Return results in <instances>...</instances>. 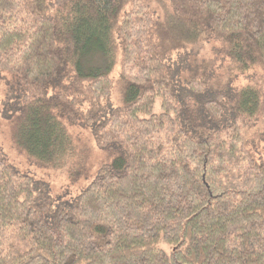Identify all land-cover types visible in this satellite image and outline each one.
<instances>
[{"label": "trees", "instance_id": "obj_1", "mask_svg": "<svg viewBox=\"0 0 264 264\" xmlns=\"http://www.w3.org/2000/svg\"><path fill=\"white\" fill-rule=\"evenodd\" d=\"M0 74L17 154L106 156L61 207L0 147V264H264V0H0Z\"/></svg>", "mask_w": 264, "mask_h": 264}, {"label": "rangeland", "instance_id": "obj_2", "mask_svg": "<svg viewBox=\"0 0 264 264\" xmlns=\"http://www.w3.org/2000/svg\"><path fill=\"white\" fill-rule=\"evenodd\" d=\"M203 53L205 54L204 50ZM206 54H208L206 50ZM112 77L118 80V71L114 69ZM4 75L0 74V147L8 161L9 164L14 166L17 170L26 173L34 179L41 180L48 184L50 194L55 201L56 206H66L74 197H76L82 189L90 182L94 177L99 166L106 162L105 153L100 152L95 148L92 138L89 136L88 132L81 131L78 129H73L71 132L75 135H83L84 142L89 145L92 150L91 157L89 160V173L86 179L80 181L74 186H70L65 178V174L62 171H48L35 163L17 154L11 145L10 135H11V124L2 119V115L7 108L5 105V98L7 94V82ZM113 104H118V98L116 94L112 95ZM17 111V110H16ZM257 158L264 159V142L262 143L260 150L258 152Z\"/></svg>", "mask_w": 264, "mask_h": 264}]
</instances>
